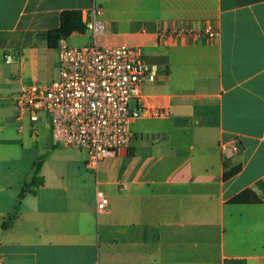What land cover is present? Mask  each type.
Segmentation results:
<instances>
[{"label":"crops","instance_id":"obj_1","mask_svg":"<svg viewBox=\"0 0 264 264\" xmlns=\"http://www.w3.org/2000/svg\"><path fill=\"white\" fill-rule=\"evenodd\" d=\"M93 7L106 42L141 49L153 73L142 105L169 111L134 121L130 146L95 174L83 152L53 142L51 126L39 135L40 117L28 136L13 104L20 87L57 78L45 36L60 14ZM208 25L212 39L160 36ZM35 176L41 186H30ZM258 183L264 0H0V264H264ZM97 191L109 198L104 213ZM239 195L260 202H232Z\"/></svg>","mask_w":264,"mask_h":264},{"label":"built area","instance_id":"obj_2","mask_svg":"<svg viewBox=\"0 0 264 264\" xmlns=\"http://www.w3.org/2000/svg\"><path fill=\"white\" fill-rule=\"evenodd\" d=\"M99 15L97 7L81 14L85 33L90 32L91 41L86 45L72 47L67 38L58 41L57 78L48 84L20 87L13 101L19 123L24 119L36 123L46 113L53 142L85 153V166L93 174L101 161L130 146L134 121L169 116L167 108L142 105L141 89L153 83V73L141 62L140 48L103 39ZM216 34L208 25L201 30L171 29L160 36L212 39ZM4 58L10 62L13 57ZM108 206L109 198L97 191V212L104 213Z\"/></svg>","mask_w":264,"mask_h":264},{"label":"trees","instance_id":"obj_3","mask_svg":"<svg viewBox=\"0 0 264 264\" xmlns=\"http://www.w3.org/2000/svg\"><path fill=\"white\" fill-rule=\"evenodd\" d=\"M78 33V34H84L85 33V26L82 23L81 20V12L79 11H63L60 14L59 17V25L56 29L51 30L46 33L45 39L47 48L49 49H55L57 46V42L61 38H68L71 34ZM236 170V169H235ZM235 170H233L231 173H234ZM228 176V174H225V178ZM42 185V179L40 177H34L30 183V186L38 187ZM257 186L261 190V192L264 195V185L262 183H258ZM24 192V188L21 189L18 198L20 199L22 197V194ZM234 203H240V202H252L257 203L260 202L259 199L256 197H253L251 200H245L242 195L237 196L232 200ZM15 215L9 214L5 220L2 223V228L6 229L10 226V224L13 222Z\"/></svg>","mask_w":264,"mask_h":264},{"label":"rangeland","instance_id":"obj_4","mask_svg":"<svg viewBox=\"0 0 264 264\" xmlns=\"http://www.w3.org/2000/svg\"><path fill=\"white\" fill-rule=\"evenodd\" d=\"M91 41L90 39V32H86L84 34H82L81 36H76V37H73L71 39H69L68 41V44L72 47H81V46H84L86 45L87 43H89ZM54 55V54H53ZM53 55H51L53 61H54V58H53ZM52 59H47L46 61H43L44 64L47 66V67H50L51 63L52 62ZM36 83H40L42 84L43 82L42 81H34ZM4 105H8L10 103H3ZM133 106V103L130 104V107ZM142 122L140 121H137L135 123V125H133L131 128L134 129L136 126H138L139 124H141ZM17 127V125H19V123L17 124L16 122L14 123ZM23 125V128L25 129L26 131V134L28 136H31V127H28L27 125V120L24 119L21 123ZM50 127V119L48 117V115L46 113H42L40 115V121L38 122L37 124V132L39 133V135L41 136L43 133H45L46 129H49ZM84 155L86 156V154L84 153Z\"/></svg>","mask_w":264,"mask_h":264}]
</instances>
